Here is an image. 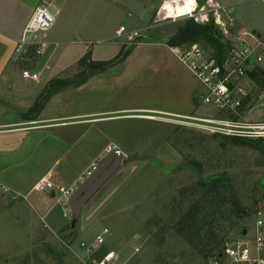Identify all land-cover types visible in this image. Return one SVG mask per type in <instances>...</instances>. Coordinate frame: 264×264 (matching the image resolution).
<instances>
[{
  "label": "rangeland",
  "instance_id": "rangeland-1",
  "mask_svg": "<svg viewBox=\"0 0 264 264\" xmlns=\"http://www.w3.org/2000/svg\"><path fill=\"white\" fill-rule=\"evenodd\" d=\"M163 1L54 0L49 6L54 24L45 37L38 34V39L46 41L45 47L31 48L23 59L13 60L30 69V74L46 64L60 69L74 62L60 75L74 81L84 70L81 60L87 52L94 60L107 61L122 48L130 50L122 62L97 72L81 87H68L44 107L50 116L125 109L86 118H109L103 123L81 122L61 128L60 136L66 141L69 138L72 145L55 164V176L60 173L66 181L80 177L106 144V148L116 145L123 150V163L84 204L74 227L70 207L61 204L57 211L61 215L66 211L67 217L61 218L67 223L56 232L18 230L15 224L3 230L10 219L2 215L6 220L0 224V264H93L110 250L118 255L117 264H211L213 255L208 248L201 251V246L180 233L194 209L197 220L218 210L214 231L224 245L252 240L256 219L264 220V137L236 139L200 127L197 118L228 119L230 114L202 103L203 85L169 49L166 42L189 19L155 22ZM218 1L235 18L232 35L251 28L264 32V0ZM232 7L237 8L236 14ZM121 27L124 30L119 35ZM258 32L254 37L264 43ZM222 37L226 43L233 42V36ZM193 43L213 56L205 41ZM256 79L251 74L242 83L257 91L260 84ZM187 87L197 89L191 100ZM28 100L32 111H37L43 99L35 102L29 96ZM250 103L252 110L245 108V115L264 120V99L258 98V92ZM3 140L10 143L13 138ZM87 177L84 173L73 188ZM218 177L222 178L218 192L206 195L200 183L210 189ZM232 196L243 212H233ZM8 200L12 203L17 198ZM38 222L43 225L44 221ZM104 228L109 233L103 245L90 258H83L81 242L92 244ZM220 263L230 264L225 258Z\"/></svg>",
  "mask_w": 264,
  "mask_h": 264
},
{
  "label": "crops",
  "instance_id": "crops-1",
  "mask_svg": "<svg viewBox=\"0 0 264 264\" xmlns=\"http://www.w3.org/2000/svg\"><path fill=\"white\" fill-rule=\"evenodd\" d=\"M53 1L0 0V183L8 189L7 192H0V224L3 223L2 220H6L1 217L2 215H8V219H10L8 223L6 220V224L1 228L3 230L10 229V224L19 225L16 227L18 230L39 231L42 228L50 232L60 230L67 223L61 218L62 216L67 217L66 211H63L62 215L58 213L57 204L59 203L52 190L36 193L32 189L34 184L41 177L49 175L54 184L73 187L72 184L82 178L85 171L103 157L107 146L106 144L98 155L85 165L80 177L66 181L62 179L60 173L55 176L53 170L60 158L67 152L69 153L72 145L69 143V138H67L68 142L60 136L61 128L81 122L103 123L109 121V118L92 119V121L86 118L125 110L113 109L77 115H46L44 111L46 103L55 95L66 90L68 88L66 87L52 93L45 102L42 100V105L38 110L32 111L28 97L34 96L37 99L35 102L43 99L47 86L53 80L65 79L60 75L74 64V62L68 63L60 69L46 64L41 69H32V73H36L37 78H26L23 76V71L30 69L20 63L13 62L17 40L21 37L34 9L40 4L49 7ZM230 1L239 3L235 0ZM231 11L236 14L237 8L232 7ZM59 12L57 9L56 13ZM253 29H256V32L259 31L258 28H251V30ZM258 33L263 39L264 32L259 31ZM89 79L79 86L85 85ZM196 90L194 87H187V96L190 100L197 92ZM154 110H160L167 114L172 113V111L162 109ZM9 138H13L12 142L4 143L3 139ZM45 144L47 145L45 146ZM48 144L51 147L48 148ZM12 196L17 200L11 203L8 198ZM41 220L44 221L43 225L38 222Z\"/></svg>",
  "mask_w": 264,
  "mask_h": 264
},
{
  "label": "built area",
  "instance_id": "built-area-1",
  "mask_svg": "<svg viewBox=\"0 0 264 264\" xmlns=\"http://www.w3.org/2000/svg\"><path fill=\"white\" fill-rule=\"evenodd\" d=\"M180 18L192 19L198 24L213 21L223 36H233V42H228V54L222 63L214 57L207 56L205 50L196 43L170 47L179 61L203 85L205 92L202 103L225 110L230 114L228 119L197 118L201 121L200 127L224 135L247 138L264 137V120L251 119L245 115V108L249 106L248 110H252L250 100L255 92H258L260 100L264 99V83L257 91H254V86L242 83V80L251 74L264 82V43L256 39L252 31L244 30L235 36L232 35L235 18L229 8L218 0H203L202 2L200 0H164L157 10L154 21ZM54 21L55 16L50 8L45 4L38 5L25 25L21 37L17 40L14 59H23L31 48L43 49L46 41L38 39V34L42 33L45 37ZM123 30V27L119 28L117 34L120 35ZM249 37L254 41H251ZM23 76L37 78L36 73L30 74L29 71H23ZM262 105L261 102L259 106ZM109 151H113L116 156H124L123 150L116 145H109L106 152ZM96 164L97 162L93 163L85 174L89 176L96 168ZM32 189L36 192L54 191L57 202L62 206H69V200L75 191L73 187L54 184L49 175L41 177ZM7 191L8 189L0 183V192ZM108 233L109 230L104 228L92 244L81 242L82 257L90 258L98 247L103 245L106 240L105 235ZM222 258L230 264H264L263 218L259 216L256 219L251 241L225 244L221 254L213 256L210 262L221 264ZM117 260L118 255L110 250L98 257L93 264H117Z\"/></svg>",
  "mask_w": 264,
  "mask_h": 264
},
{
  "label": "trees",
  "instance_id": "trees-1",
  "mask_svg": "<svg viewBox=\"0 0 264 264\" xmlns=\"http://www.w3.org/2000/svg\"><path fill=\"white\" fill-rule=\"evenodd\" d=\"M222 36L223 35L217 29L213 21L207 24H198L192 19H189L186 27L181 29L175 37L171 38L169 42L166 43L168 46H175L186 42L193 43L198 40H203L213 49L212 57H214L219 63H222L228 54V43L224 42ZM129 53V49L126 50L122 48L118 55L111 60L95 61L92 60L91 53L87 52L81 60V64L84 66V70L80 74L81 76H79L74 81H69L66 79L53 80L46 88L47 93L43 96V101H45L52 93L56 91L69 86H79L83 84L88 80L89 77L93 76L97 72H103L122 62ZM253 75L254 74H252V76ZM256 80L260 86L263 85V81L258 78ZM49 86L51 88H48ZM235 138L243 139V137L238 136ZM220 183H222V178L218 177L213 179L212 187L210 189H207L206 186H203L201 183L200 186L203 189H206L205 194L207 195L210 192L218 190L219 186H221ZM217 211L218 210H214L212 213H210V215L207 214L203 216L202 220H197L196 214L198 211L197 209L192 210L188 218V224H183V228L180 230V233H183L188 240L191 242H196L197 246H201V251L205 248H208V253H212L213 256L220 255L224 246L223 242L218 241V235L215 234L214 231V224L216 223V218H214V215L217 213ZM233 212L235 214L243 212V210L240 208L238 200L235 197L233 201ZM241 233L243 234L244 231H241ZM106 252L108 251H105V253Z\"/></svg>",
  "mask_w": 264,
  "mask_h": 264
},
{
  "label": "water",
  "instance_id": "water-1",
  "mask_svg": "<svg viewBox=\"0 0 264 264\" xmlns=\"http://www.w3.org/2000/svg\"><path fill=\"white\" fill-rule=\"evenodd\" d=\"M252 33L256 34V29H253ZM123 160L122 156H116L113 151L107 152L97 162L96 168L93 172L74 191L69 200V207L73 215V220L71 222L72 227L75 226L84 204L118 170L123 163ZM53 193L55 194L54 191Z\"/></svg>",
  "mask_w": 264,
  "mask_h": 264
},
{
  "label": "bare ground",
  "instance_id": "bare-ground-1",
  "mask_svg": "<svg viewBox=\"0 0 264 264\" xmlns=\"http://www.w3.org/2000/svg\"><path fill=\"white\" fill-rule=\"evenodd\" d=\"M181 11V10H180Z\"/></svg>",
  "mask_w": 264,
  "mask_h": 264
}]
</instances>
